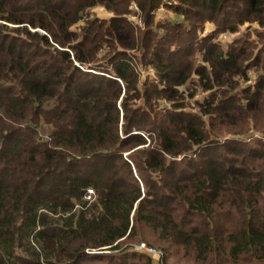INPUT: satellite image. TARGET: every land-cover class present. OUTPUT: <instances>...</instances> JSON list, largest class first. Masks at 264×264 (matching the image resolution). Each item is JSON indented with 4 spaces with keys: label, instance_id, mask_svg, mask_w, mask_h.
<instances>
[{
    "label": "trees",
    "instance_id": "1",
    "mask_svg": "<svg viewBox=\"0 0 264 264\" xmlns=\"http://www.w3.org/2000/svg\"><path fill=\"white\" fill-rule=\"evenodd\" d=\"M261 119L264 0H0V264L264 263Z\"/></svg>",
    "mask_w": 264,
    "mask_h": 264
},
{
    "label": "rangeland",
    "instance_id": "2",
    "mask_svg": "<svg viewBox=\"0 0 264 264\" xmlns=\"http://www.w3.org/2000/svg\"><path fill=\"white\" fill-rule=\"evenodd\" d=\"M167 3H168V1H167ZM171 3L176 4V2H174V1H172ZM132 5H133V7H132L133 9L132 10H133V12H135L137 7H136V5L134 3ZM159 12H161L163 14L162 17H161L162 21H165L167 18H170L169 17L170 15H168V13L165 12V9L163 10V8H160ZM108 15H110V13L108 11H106L103 7H97V8H94L92 10V16L93 17H97L99 19L105 18L103 16H108ZM129 19L131 21H133V22L138 23V19H137V15L136 14L131 15L129 17ZM139 25L141 26V24H139ZM247 27H248V25L241 26L239 32H236V33L221 34V35L218 36L217 42L220 44L221 48L225 50L235 40H237L239 38H242L247 33ZM213 29H214V26L212 24H210V23L206 24V26L204 28L203 35L209 34ZM260 29L261 28L259 26H257L256 24H252L250 26V32L251 33L254 32V30H258L259 31ZM253 35L254 34H252V36ZM147 72H149V70L142 71L143 74L147 73ZM248 73H250V75L253 76V75H255L254 73H256V72L254 70H251ZM254 80L255 79H254V76H253L250 79V81L247 82L248 84L247 83H240V86L244 87L245 85H253L254 84ZM204 95L205 94L202 91L198 90V91L195 92L194 98L193 99H188V101L186 103H188V106L189 105L192 106V105H194L196 100H201L204 97ZM162 105L168 106L167 103H162ZM186 111H188V110H186ZM203 120H205V119H203ZM259 120H257L255 122L254 126L262 127V125H264V123L259 122ZM261 120H264V119H261ZM246 125H248V127H245V128H241L240 127L242 130H239L238 128H232L233 130L231 132L228 131L227 133L226 132L225 133H221V135L222 136H228L227 138L230 137V139H237V138L241 137L242 134H246V135H244L241 138L248 139L251 136L255 137L254 133H259L257 130L252 128L253 126H252L251 122L249 124H246ZM257 139H262V138L259 135V136H257ZM141 244H144V246L147 249H143V250L137 249L138 247H140ZM132 246L133 247H131V248H133L134 251H136V253L138 255H142L143 253H146L148 255L147 256L148 259L151 261L150 264H164L161 261V256H162L161 245L159 244V242L154 243L149 237H147V234H145V238H144L143 242H140V244L132 245ZM180 257H181L180 254L177 257H175V256L172 257V254H169L168 263L169 264H186V263H184L183 259H180ZM248 262H252V261H248ZM143 263H144V261H143ZM254 264H257V263H254ZM258 264H260V263H258ZM262 264H264V263H262Z\"/></svg>",
    "mask_w": 264,
    "mask_h": 264
},
{
    "label": "built area",
    "instance_id": "3",
    "mask_svg": "<svg viewBox=\"0 0 264 264\" xmlns=\"http://www.w3.org/2000/svg\"><path fill=\"white\" fill-rule=\"evenodd\" d=\"M88 192H89V194L92 193L91 190H88ZM139 244H140V243H139ZM137 249H139V250H143V249H147V248L144 246V244H141L140 247H138Z\"/></svg>",
    "mask_w": 264,
    "mask_h": 264
},
{
    "label": "crops",
    "instance_id": "4",
    "mask_svg": "<svg viewBox=\"0 0 264 264\" xmlns=\"http://www.w3.org/2000/svg\"><path fill=\"white\" fill-rule=\"evenodd\" d=\"M103 17H107V16H103Z\"/></svg>",
    "mask_w": 264,
    "mask_h": 264
}]
</instances>
